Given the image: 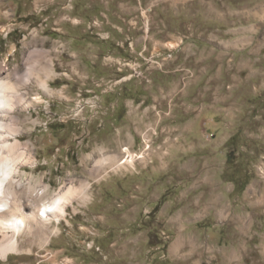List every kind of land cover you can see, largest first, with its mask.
Returning <instances> with one entry per match:
<instances>
[{
    "label": "rangeland",
    "instance_id": "obj_1",
    "mask_svg": "<svg viewBox=\"0 0 264 264\" xmlns=\"http://www.w3.org/2000/svg\"><path fill=\"white\" fill-rule=\"evenodd\" d=\"M1 65L25 174L93 195L0 264H264V0H0Z\"/></svg>",
    "mask_w": 264,
    "mask_h": 264
},
{
    "label": "bare ground",
    "instance_id": "obj_2",
    "mask_svg": "<svg viewBox=\"0 0 264 264\" xmlns=\"http://www.w3.org/2000/svg\"><path fill=\"white\" fill-rule=\"evenodd\" d=\"M48 67L49 77L55 73L53 60ZM16 70L0 66V254L3 258L11 252H21L24 237L47 249L53 237L61 233L59 224L70 208L77 212V204L88 203L93 195V183L83 178L68 177L53 192L44 177L36 179L25 174V167L34 165L37 155L33 141L21 138L26 131L19 112L30 110L33 99L23 87L29 82V73L20 82ZM36 80L45 91H52L47 78ZM107 160L110 157L99 158L89 169L97 181L103 177L102 163ZM117 163L122 166L123 162Z\"/></svg>",
    "mask_w": 264,
    "mask_h": 264
},
{
    "label": "crops",
    "instance_id": "obj_3",
    "mask_svg": "<svg viewBox=\"0 0 264 264\" xmlns=\"http://www.w3.org/2000/svg\"><path fill=\"white\" fill-rule=\"evenodd\" d=\"M182 237H183L182 235H177L178 240L174 241V242H172V244H170L171 245L170 246V252H176L179 249ZM195 264H199V263H195Z\"/></svg>",
    "mask_w": 264,
    "mask_h": 264
}]
</instances>
